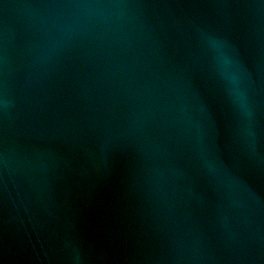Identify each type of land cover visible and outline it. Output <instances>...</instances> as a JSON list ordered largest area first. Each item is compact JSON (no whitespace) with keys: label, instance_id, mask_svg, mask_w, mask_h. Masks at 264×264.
<instances>
[{"label":"water","instance_id":"obj_1","mask_svg":"<svg viewBox=\"0 0 264 264\" xmlns=\"http://www.w3.org/2000/svg\"><path fill=\"white\" fill-rule=\"evenodd\" d=\"M0 264H264V0H0Z\"/></svg>","mask_w":264,"mask_h":264}]
</instances>
